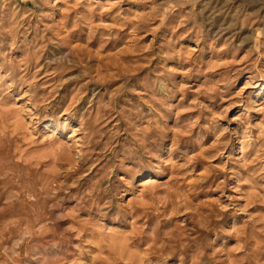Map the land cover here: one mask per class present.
<instances>
[{"label": "rangeland", "instance_id": "obj_1", "mask_svg": "<svg viewBox=\"0 0 264 264\" xmlns=\"http://www.w3.org/2000/svg\"><path fill=\"white\" fill-rule=\"evenodd\" d=\"M0 264H264V0H0Z\"/></svg>", "mask_w": 264, "mask_h": 264}, {"label": "bare ground", "instance_id": "obj_2", "mask_svg": "<svg viewBox=\"0 0 264 264\" xmlns=\"http://www.w3.org/2000/svg\"><path fill=\"white\" fill-rule=\"evenodd\" d=\"M147 183L150 184V185L152 184L150 181H148ZM149 190H150V189H149ZM9 197H10V196H9ZM11 197H12V196H11ZM23 227H24V226H23ZM124 239H125V238H124ZM137 239H138V238H137ZM151 239L153 240V243H154V242H155V241H154L155 238L152 237ZM113 241H114V240H113ZM124 241H125V240H124ZM131 241H132V240H131ZM131 241H128V242H131ZM133 241H134V240H133ZM133 241H132V242H133ZM137 241H139V240H137ZM132 242H131V243H132ZM150 242H151V241H150ZM123 244H124V245L126 244V245L123 246ZM123 244H122V246L120 245L121 247H119L120 249H121V248L123 249V250H120V252L124 251L125 248H126V249H127V248L129 249V246H127V245H128L127 242H125V243H123ZM147 244H148V243H147ZM132 245H133V244H132ZM136 245H137V247H138L139 244H136ZM144 245H145V244H144ZM149 245H150V243H149ZM152 245H153V244H152ZM126 246H127V247H126ZM155 246H156V243H155ZM155 246H154V248H156ZM162 246H163V245H162ZM162 246H161V247H162ZM167 246H168V245H167ZM43 247H44V246H43ZM111 247L114 248L115 245L112 244ZM111 247H110L109 249H111ZM133 247H134V246H133ZM147 247H148V245H147ZM161 247H160V248H161ZM117 248H118V246H117ZM119 248H118V249H119ZM118 249H117L116 252L119 251ZM175 249H176V248H175ZM112 250H113V249H112ZM125 251H127V250H125ZM152 251H153V250H152ZM34 252H35V251H34ZM111 252H112V251H111ZM150 252H151V251H150ZM113 253H115V252H113ZM118 254H119V253H118ZM135 255H136V254H135ZM151 258H152V257H151ZM122 260H123V259H122ZM127 260H128V258H127ZM134 260H135V259H134ZM137 263H138V262H137Z\"/></svg>", "mask_w": 264, "mask_h": 264}]
</instances>
